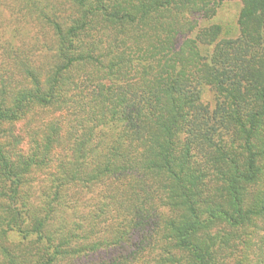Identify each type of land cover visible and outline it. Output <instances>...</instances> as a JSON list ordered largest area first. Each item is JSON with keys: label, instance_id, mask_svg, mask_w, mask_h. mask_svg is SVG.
Listing matches in <instances>:
<instances>
[{"label": "trees", "instance_id": "1", "mask_svg": "<svg viewBox=\"0 0 264 264\" xmlns=\"http://www.w3.org/2000/svg\"><path fill=\"white\" fill-rule=\"evenodd\" d=\"M0 264H264V0H0Z\"/></svg>", "mask_w": 264, "mask_h": 264}, {"label": "rangeland", "instance_id": "2", "mask_svg": "<svg viewBox=\"0 0 264 264\" xmlns=\"http://www.w3.org/2000/svg\"><path fill=\"white\" fill-rule=\"evenodd\" d=\"M237 11V5L236 4H230L223 8L221 13L219 14V19L229 21L233 19V15Z\"/></svg>", "mask_w": 264, "mask_h": 264}]
</instances>
